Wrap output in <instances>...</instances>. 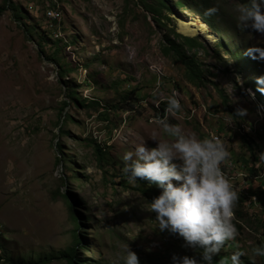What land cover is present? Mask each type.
Wrapping results in <instances>:
<instances>
[{"label":"rangeland","instance_id":"rangeland-1","mask_svg":"<svg viewBox=\"0 0 264 264\" xmlns=\"http://www.w3.org/2000/svg\"><path fill=\"white\" fill-rule=\"evenodd\" d=\"M11 1L16 9L0 0L2 256L65 264L53 257L74 246L67 195L80 214L75 235L87 248L76 249L85 264H123L125 243L138 264H171L172 254L199 259V249L155 228L148 202L160 189L144 192L148 184L129 182L123 171L121 157L138 143L171 142L155 123L160 118L185 134L222 140L228 156L220 168L237 198L251 199L235 201L237 235L215 255L239 249L242 264H264L251 252L264 243V165L255 163L264 150V94L252 89L264 61L242 54L264 47V37L237 28V0ZM193 5L216 8L210 16L220 35L205 24L199 34L176 27L200 19ZM178 32L200 44L186 54L193 53L201 80L163 52V35ZM173 91L180 109L167 113L162 103ZM94 144L103 149L100 162ZM212 264L219 262L212 257Z\"/></svg>","mask_w":264,"mask_h":264},{"label":"clouds","instance_id":"clouds-1","mask_svg":"<svg viewBox=\"0 0 264 264\" xmlns=\"http://www.w3.org/2000/svg\"><path fill=\"white\" fill-rule=\"evenodd\" d=\"M216 12L209 7L204 15ZM237 28L248 29L264 37V0H237ZM199 17V16H198ZM243 55L264 61V47L250 46ZM255 54V55H253ZM257 91L264 94V74L255 78ZM253 89V88H252ZM251 95V93H249ZM180 109L175 92L166 98L165 112L175 113ZM245 110L238 109L237 116ZM163 132L171 137V142L158 141L154 147L138 143L134 151L124 152L121 159L126 163L123 171L129 182L137 178L155 183L160 189L148 207L154 213L155 228L167 230L183 241L181 247L199 249V259L195 256L176 254L170 256L171 264H212V257L219 264H242L239 249L230 255L220 253L236 235L232 222L237 191L222 172L220 165L228 156L222 140L215 134L197 138L194 133L185 134L177 124L156 118ZM257 166L264 165V150L256 154ZM134 157V158H133ZM172 181L177 183L174 185ZM253 256H264V243L255 245ZM123 264H138L135 253L123 245Z\"/></svg>","mask_w":264,"mask_h":264},{"label":"trees","instance_id":"trees-1","mask_svg":"<svg viewBox=\"0 0 264 264\" xmlns=\"http://www.w3.org/2000/svg\"><path fill=\"white\" fill-rule=\"evenodd\" d=\"M4 2H8L9 6L12 7V9H14V8L16 9V5L13 4L11 0H4ZM159 3H160V6H162L164 9L168 8L163 2H159ZM195 4L199 6V2L196 1ZM196 5H193L195 9L197 8V7H195ZM207 6L208 5H206V4L204 5V7H207ZM195 11H196L197 15L199 16L202 24L203 25L205 24L207 26L209 32L213 33L214 35H220V29H219V26L217 23L216 15L214 17H211L210 15L206 16V15H204V11L202 9H200L199 7ZM26 27H28V26H26ZM179 32L173 33L172 37H170L168 34L163 35V39H162L163 52L168 53V54H173L186 68L190 79L195 78L197 80H201L200 70L198 69V67H196L197 64L195 63L193 53H191L190 55L186 54V51L194 50V48L199 46L200 44L198 43L196 38L186 37L187 35L182 36L181 35L182 33L180 32L181 34H179ZM183 35H185V34H183ZM228 53L231 54L232 49H230ZM51 60L56 61V58L51 57ZM252 88L255 91V93L257 94V96H260L259 91L256 90L257 88L256 87H252ZM63 104H66V102H64ZM162 104L164 106L166 105V103H162ZM161 110H163V108ZM94 150H95L97 159L100 162L103 159V155H104L103 149L99 145L94 144ZM57 160L59 161L60 159H57ZM62 160H63V158H62ZM252 170H250V171L252 172ZM137 182L148 184V186L145 189H143L144 192H147V191H149L151 193L154 192L152 188L155 186V183L149 184L146 180H143L140 178H137ZM249 195H251V194H249ZM249 195L248 196L246 195V197H240L239 196L240 198L236 199V201H237L236 204H238V206H239L244 200L250 201L251 197ZM154 196H156V194L150 195V198L152 199ZM263 196H264V194H263ZM62 197L65 199V201L68 205V208H69L70 213H71V218H72L73 223H74V229H73L74 230V246H70V247H68L62 251H59L57 254V257H53V258L64 259L65 264H85V263H87V259H85V258L79 259L77 256V249H76V247H78V246H81L83 249L87 248V247L82 246V244H81L83 242V238L79 237L78 235H75L76 234L75 228H76V230H78V228L80 226V222H79V220H80L79 215L80 214L74 211L72 204L68 201L67 195H63ZM254 197H256L257 201L262 200L259 196H257V194H254ZM238 211L239 210H237L236 213H238ZM235 226L237 228L239 227L237 225V223H235ZM0 250H1V246H0ZM0 255L2 256L1 251H0ZM1 256H0V260H3L8 264H29V263H24L23 261H19L18 259H14L13 257L7 256L6 254H4V256H2V257ZM49 260H50V258H44V259H40L38 261L39 262H49Z\"/></svg>","mask_w":264,"mask_h":264},{"label":"bare ground","instance_id":"bare-ground-1","mask_svg":"<svg viewBox=\"0 0 264 264\" xmlns=\"http://www.w3.org/2000/svg\"><path fill=\"white\" fill-rule=\"evenodd\" d=\"M180 31L184 33H202L205 30V26L202 24L200 19L196 17H190L188 21H178L176 26ZM182 33V34H184Z\"/></svg>","mask_w":264,"mask_h":264}]
</instances>
